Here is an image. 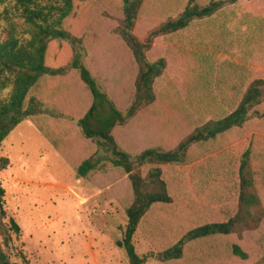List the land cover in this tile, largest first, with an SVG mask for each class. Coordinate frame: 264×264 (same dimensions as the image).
I'll list each match as a JSON object with an SVG mask.
<instances>
[{
	"label": "trees",
	"instance_id": "trees-1",
	"mask_svg": "<svg viewBox=\"0 0 264 264\" xmlns=\"http://www.w3.org/2000/svg\"><path fill=\"white\" fill-rule=\"evenodd\" d=\"M95 1L118 22L138 64L127 110L86 61ZM242 1L250 0H0L10 4L0 38V170L11 165L4 141L31 120L79 177L104 168V157L128 175L118 245L129 264L247 261L242 235L264 220V137L244 133L264 118V11ZM76 78L91 97L79 115L64 104ZM122 128L162 138L130 151L119 141ZM87 141L97 147L88 157ZM5 194L0 181V264H18L10 231L19 236L21 227L13 217L7 227L2 221ZM137 232L151 247L143 257Z\"/></svg>",
	"mask_w": 264,
	"mask_h": 264
},
{
	"label": "rangeland",
	"instance_id": "rangeland-1",
	"mask_svg": "<svg viewBox=\"0 0 264 264\" xmlns=\"http://www.w3.org/2000/svg\"><path fill=\"white\" fill-rule=\"evenodd\" d=\"M93 4L89 11L92 17L83 34L86 61L118 106L127 110L136 94L138 64L116 31L118 22L103 14L104 2ZM241 6L262 12L264 0L242 1ZM9 7L10 4H0V38L6 35L8 22L4 12ZM160 41L158 47L162 45ZM261 74L264 76V67ZM74 86L70 97L73 106L67 99L64 104L79 115L89 107L91 97L77 78ZM147 131L145 134L142 129L122 128L118 138L124 148L142 151L162 138L154 135L152 129ZM244 133L264 137V118L253 119ZM86 145L89 151L84 156L88 157L97 147L94 141H87ZM1 153L11 159L10 167L0 170L7 215L2 221L7 227L13 217L21 227L19 236L10 231L17 255L14 262L129 264L126 251L118 245L128 221L125 207L131 190L127 174L104 157V168L79 177L31 120L12 131ZM258 191L264 202V179ZM241 243L249 259L237 264H264V220L257 229L245 231ZM134 244L142 257L151 252L141 232L136 233ZM146 264L164 263L150 258Z\"/></svg>",
	"mask_w": 264,
	"mask_h": 264
}]
</instances>
